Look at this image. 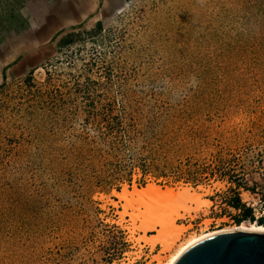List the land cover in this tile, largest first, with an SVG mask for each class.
I'll list each match as a JSON object with an SVG mask.
<instances>
[{
    "label": "rangeland",
    "instance_id": "obj_1",
    "mask_svg": "<svg viewBox=\"0 0 264 264\" xmlns=\"http://www.w3.org/2000/svg\"><path fill=\"white\" fill-rule=\"evenodd\" d=\"M73 2L0 0V264L164 262L133 185L199 194L180 241L264 221V0Z\"/></svg>",
    "mask_w": 264,
    "mask_h": 264
},
{
    "label": "bare ground",
    "instance_id": "obj_2",
    "mask_svg": "<svg viewBox=\"0 0 264 264\" xmlns=\"http://www.w3.org/2000/svg\"><path fill=\"white\" fill-rule=\"evenodd\" d=\"M117 196L120 199L132 201L133 204L138 202L142 203V206L144 205L145 211L140 214L143 218L140 219V221H142L143 224L140 227L138 226V228L143 231V235L136 240H142L146 243L149 241L151 247L155 242H158L162 246L161 251L167 250L169 252L166 257H163L164 262L160 261L161 257H155L156 260H158V264H172L187 246L198 239L215 232L223 230L245 231L251 229H264V223L256 221H241L217 230L208 232L201 231L199 233L192 232L187 236L183 235L182 240L180 241L181 238L179 234L186 227L176 224L175 220L178 216H182V214L179 213V209L180 207H183V202H185L186 199L194 201L195 199L199 200V194H197L196 191H192L189 187H161L155 183H150L141 188H137L133 185L132 190H128L124 187L121 192L117 193ZM207 203L208 201L205 202L206 205ZM133 224H131L132 230L134 228ZM146 230H156L157 236L151 239V237L146 234ZM174 240L180 242L175 244Z\"/></svg>",
    "mask_w": 264,
    "mask_h": 264
},
{
    "label": "water",
    "instance_id": "obj_3",
    "mask_svg": "<svg viewBox=\"0 0 264 264\" xmlns=\"http://www.w3.org/2000/svg\"><path fill=\"white\" fill-rule=\"evenodd\" d=\"M172 264H264V229L206 235L187 246Z\"/></svg>",
    "mask_w": 264,
    "mask_h": 264
},
{
    "label": "trees",
    "instance_id": "obj_4",
    "mask_svg": "<svg viewBox=\"0 0 264 264\" xmlns=\"http://www.w3.org/2000/svg\"><path fill=\"white\" fill-rule=\"evenodd\" d=\"M263 197H264V195H263ZM230 203L232 206L240 207V209H241L239 214H235L233 216L235 218L236 222H238L239 220L241 221V219L244 217H249V218L251 217V215H252L251 208L249 206H244V204L239 201V198L237 195H235L231 198ZM262 220H263V217L259 216L258 222L264 223V221H262Z\"/></svg>",
    "mask_w": 264,
    "mask_h": 264
},
{
    "label": "crops",
    "instance_id": "obj_5",
    "mask_svg": "<svg viewBox=\"0 0 264 264\" xmlns=\"http://www.w3.org/2000/svg\"><path fill=\"white\" fill-rule=\"evenodd\" d=\"M72 0H66V3L67 2H71ZM66 3L64 4L65 8H66ZM88 3H87V0H84V7L82 5V3H75L73 2L70 6V9L74 12L73 14L71 13H67L68 16L72 15H76L78 16L79 14H82V12H84L85 8L87 7ZM63 12H66V10L64 9Z\"/></svg>",
    "mask_w": 264,
    "mask_h": 264
}]
</instances>
